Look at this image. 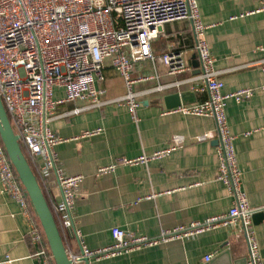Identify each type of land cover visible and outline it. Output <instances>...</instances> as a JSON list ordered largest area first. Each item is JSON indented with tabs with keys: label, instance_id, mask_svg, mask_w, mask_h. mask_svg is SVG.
<instances>
[{
	"label": "crops",
	"instance_id": "obj_1",
	"mask_svg": "<svg viewBox=\"0 0 264 264\" xmlns=\"http://www.w3.org/2000/svg\"><path fill=\"white\" fill-rule=\"evenodd\" d=\"M199 12L206 25L205 38L214 57V67L221 72V92L253 88V95L237 103L226 100L225 115L241 171L242 187L251 207L264 206V0H199ZM194 45L188 21L166 23L151 42L154 54L167 51L186 52L191 70L169 76L158 68L161 84L178 85L138 98V121L131 118L128 107L113 99L125 94L122 77L107 62L104 103L70 113L89 105L88 100L59 102L49 123L51 130L64 141L55 146L56 167L64 175H83L81 192L72 209L78 237L71 231L62 233L67 250L81 253L80 245L95 250L113 242L111 228L118 227L134 236L156 237L161 229L225 214L232 197L217 178L216 124L210 116L184 115L161 105L149 103L167 94L190 91L200 103L205 91H194L186 80L198 73L199 61L189 50ZM149 60L136 62L131 76L153 74ZM121 79V87H116ZM157 84L152 79L133 85L135 91ZM64 98L56 87L54 100ZM100 129L98 133L85 132ZM211 133L213 138L197 140ZM183 136L180 148L163 158L146 163L122 164L121 158L134 159L168 147L172 136ZM38 159V162H41ZM116 163L112 172L97 175L103 166ZM49 204L60 199L55 179L43 186ZM253 230L264 264V208ZM26 214L0 186V261L6 256L12 264H38L33 254L36 246L28 235ZM232 259L247 258L245 239L239 225H226L194 236L172 240L156 246L103 258L95 264H227ZM211 255L206 262L205 256Z\"/></svg>",
	"mask_w": 264,
	"mask_h": 264
},
{
	"label": "built area",
	"instance_id": "obj_2",
	"mask_svg": "<svg viewBox=\"0 0 264 264\" xmlns=\"http://www.w3.org/2000/svg\"><path fill=\"white\" fill-rule=\"evenodd\" d=\"M199 0H0V99L9 117L11 127L25 148L32 166L36 169L42 186L49 171L53 170L60 188V199L50 204L52 214L61 233L71 231L78 237L72 209L81 192L83 175L67 176L56 167L55 146L64 139L49 127L56 117L57 103L88 100L83 108L70 113L102 105L100 96L104 89L98 84L105 79L104 68L108 62L122 77L126 92L112 101L128 107L131 118L138 121V98L178 85L179 82L161 84L159 67L167 75L175 76L191 70L186 52L167 51L154 54L151 42L162 32L166 23L188 21L191 24L194 45L189 50L199 61L198 73L186 80L194 91H205L207 98L200 103L181 104L170 110L184 115L210 116L216 124L217 178L232 197L228 212L203 220L161 229L156 237L134 236L113 227V242L103 248L89 250L80 245L81 253L67 250L71 264H88L103 258L156 246L172 240L183 239L226 225H239V235L247 244V264H262L259 247L253 230V214L262 207H251L242 187L235 149L234 136L230 133L226 115V100L237 103L249 99L253 88H240L223 94L220 71L214 67V57L205 38L206 25L199 12ZM149 60L154 72L133 78L131 70L136 62ZM156 80L151 88L135 91L133 85ZM56 87H62L64 98L53 99ZM87 131L85 135L98 133ZM213 138L211 133L198 136L197 140ZM183 136L174 135L171 144L149 155L134 159L121 158L122 164L146 163L163 158L180 148ZM41 159V162H38ZM116 163L103 166L97 175L112 172ZM0 186L19 204L29 223L28 235L36 246L34 256L38 264H51L52 255L46 249L43 235L31 218L27 195L15 174L0 140ZM205 261L211 255L205 256ZM6 256L0 264H12Z\"/></svg>",
	"mask_w": 264,
	"mask_h": 264
},
{
	"label": "water",
	"instance_id": "obj_3",
	"mask_svg": "<svg viewBox=\"0 0 264 264\" xmlns=\"http://www.w3.org/2000/svg\"><path fill=\"white\" fill-rule=\"evenodd\" d=\"M164 106L167 109L175 108L181 104L192 103L196 101L195 94L190 91H182L180 93L167 94L160 98H154L149 103ZM0 140L5 148L8 158L16 172L17 178L20 181L23 189L27 195V198L40 222L42 231L46 238L50 253L54 264H71L67 255V250L56 221L49 207V203L41 189V186L33 173V170L25 157L21 145L18 140V136L14 133L9 117L0 99ZM218 143V140H215ZM47 179H55L53 170L49 171ZM262 211L259 210L253 214V223L262 217ZM227 254L229 252H226ZM84 264H88L87 258H82ZM227 264H247V258H235L232 259L229 253V259Z\"/></svg>",
	"mask_w": 264,
	"mask_h": 264
},
{
	"label": "trees",
	"instance_id": "obj_4",
	"mask_svg": "<svg viewBox=\"0 0 264 264\" xmlns=\"http://www.w3.org/2000/svg\"><path fill=\"white\" fill-rule=\"evenodd\" d=\"M20 145H21V144H20ZM21 149H22V151H23L25 157L27 158L28 163L30 164V166H31V168H32V170H33V173L35 174V176H36V178H37V180H38V182H39V184H40V186H41V189H42V191H43V193H44V189H43V186H42V184H41V182H40V179H39V177H38V174H37V172H36V169L32 166L31 161H30V158H29V156H28V154H27L25 148H24L22 145H21ZM15 174H16V172H15ZM20 184H21V183H20ZM21 186H22V185H21ZM22 187H23V186H22ZM44 195H45V193H44ZM45 197H46V196H45ZM27 202H28V208H29V212H30L31 218L34 220L35 224L39 227V229H40V231H41V233H42V235H43V241H44V243H45L46 249H47L48 252L50 253V250H49V247H48V244H47L46 238H45V236H44V233H43V231H42V228H41L40 222H39V220H38V218H37V216H36V214H35V212H34V210H33V208H32V206H31V204H30V202H29L28 199H27ZM49 207H50V209H51L50 204H49ZM51 211H52V209H51ZM57 227H58V225H57ZM58 229H59V228H58ZM59 232H60V229H59ZM60 234H61V237H62V239H63V236H62V233H61V232H60ZM51 264H54L53 260L51 261Z\"/></svg>",
	"mask_w": 264,
	"mask_h": 264
},
{
	"label": "rangeland",
	"instance_id": "obj_5",
	"mask_svg": "<svg viewBox=\"0 0 264 264\" xmlns=\"http://www.w3.org/2000/svg\"><path fill=\"white\" fill-rule=\"evenodd\" d=\"M104 72H105V70H104ZM116 80H118V82H117V86H116V87H117V88H118V87H121V84H123V83H122V80H121V79H120V80H119V79H116ZM120 83H121V84H120Z\"/></svg>",
	"mask_w": 264,
	"mask_h": 264
}]
</instances>
